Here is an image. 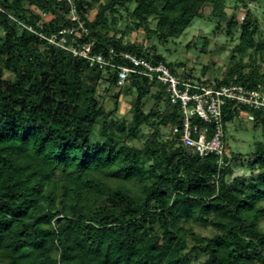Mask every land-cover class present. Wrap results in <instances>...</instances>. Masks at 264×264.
I'll return each mask as SVG.
<instances>
[{"label": "trees", "instance_id": "trees-1", "mask_svg": "<svg viewBox=\"0 0 264 264\" xmlns=\"http://www.w3.org/2000/svg\"><path fill=\"white\" fill-rule=\"evenodd\" d=\"M206 1L218 8L219 0H136L133 15L144 21L160 5V27L168 25L161 37H166L186 27ZM95 2L74 1L88 31L85 38L96 39L95 51L113 47L163 61L181 79L219 85L236 76L244 85L264 84L263 61L248 72L228 70L219 79L183 74L177 69L183 62L106 32V13L124 0L99 4L89 21L85 12ZM69 10L64 0H0V264H264V229L258 224L264 214V144L256 143L251 162L257 175L241 185L237 177L228 181L233 158L219 168L214 155L200 157L183 145L180 109L159 85L138 75L117 85L115 70L90 68L21 28L56 32L76 24ZM43 14L48 20L39 27ZM252 17L247 12L239 24L240 54L264 47L255 38ZM236 25L234 17L227 22L228 29ZM79 66L98 76L106 73L109 84L120 88L115 102L136 94L133 113L139 122L127 127L110 120L98 100L89 97ZM4 70L13 77L4 79ZM151 86L158 87L155 96ZM146 99L153 100L147 110L142 106ZM237 113L232 106L224 108V133ZM249 113L254 127L258 122L264 127L263 112ZM110 124L117 134L127 127L119 149L106 130ZM140 125L151 132L137 147L127 139L140 138ZM160 125L174 128V139L161 141ZM104 171L128 186L110 188L96 177ZM192 223L210 225L214 232L200 237Z\"/></svg>", "mask_w": 264, "mask_h": 264}, {"label": "rangeland", "instance_id": "rangeland-1", "mask_svg": "<svg viewBox=\"0 0 264 264\" xmlns=\"http://www.w3.org/2000/svg\"><path fill=\"white\" fill-rule=\"evenodd\" d=\"M106 2L107 0L95 2L85 12L87 20L91 21L97 13L99 4ZM213 4L212 1L204 2L201 7L199 6L197 16L186 27L176 34L161 37V33L168 30V25L163 26V29L160 27L159 12L161 6L158 5L157 10L146 15V20L143 21L133 15L136 0H124L122 5L115 6V12L106 13V32L121 39L123 43H133L147 49L151 47L167 60L183 62L177 67L178 71L183 74H190L192 78L219 79L228 70H233L236 67L241 68L243 72H248L260 61H263V63L259 69L264 70V47L261 50L257 47L249 48L244 54H240L237 49L240 41L239 24L244 20L247 12L253 14L254 17L251 19L257 23V26H255L256 40L263 41L264 44V0H219L218 8L216 7L218 10L214 8ZM231 17L235 18L237 25L228 29L227 22ZM41 19V22L47 21V15L43 14ZM21 28L25 27L22 25ZM148 29L153 32L148 33ZM96 30H99V28L97 27ZM2 34L3 28L0 23V36ZM78 72L82 74L85 83L90 86L89 97H95L98 100L110 120L124 123L127 127L131 123L139 122L140 118L135 117L133 113L136 94L122 95L115 102L114 94L120 88L109 84L106 73L98 76L86 66H79ZM3 77L9 79L13 77V74L8 70H4ZM157 91V86H151L150 93L153 96L158 94ZM81 95L79 91L76 97ZM151 103H153V100L146 99L142 106L147 110ZM160 104L161 106L164 105L163 102ZM249 114L248 110L238 108L237 115L225 125V149H227L231 159L233 158V162H231L232 174L227 177V180L231 181L233 177H237L240 185L242 179L248 182V179L257 175V170L251 162L255 159V150L258 147L256 143L264 144V127L259 122L254 127V121ZM115 128V124L114 126L110 124L106 130L111 134L112 140L116 143V148L119 149L127 131L125 128L117 134ZM140 128L139 139H131V137L127 139L129 143H133L137 147L143 145L147 134L151 132V128L145 125H140ZM158 135L161 141L174 139L175 129L160 125ZM96 177L112 189L128 186V181L115 175L112 171H104L97 174ZM89 200L92 201V198ZM262 204L264 206V201ZM212 217L218 218L217 216H208V218ZM258 224L260 228L264 229V214L260 216ZM192 227L200 237H207L214 232L210 225L202 226L198 223H192ZM197 241L201 242L202 240L198 239ZM192 243V239L189 238L188 247Z\"/></svg>", "mask_w": 264, "mask_h": 264}, {"label": "built area", "instance_id": "built-area-1", "mask_svg": "<svg viewBox=\"0 0 264 264\" xmlns=\"http://www.w3.org/2000/svg\"><path fill=\"white\" fill-rule=\"evenodd\" d=\"M70 5L69 19L72 24L48 34L36 31L31 25L23 26L53 47L68 51L73 57L84 60L96 70H115L117 85L128 82L138 75L159 85L170 104L178 105L182 121L180 140L200 157L214 155L219 168L228 165L230 154L224 148L223 111L228 105L234 109H246L264 113V84L244 85L236 76L228 83L219 85L194 79H181L163 61L154 62L144 56L109 47L105 52L95 51V38L88 34L84 22L77 14L74 2ZM42 22L37 25L41 27ZM250 118L252 116L249 114ZM197 120V121H196Z\"/></svg>", "mask_w": 264, "mask_h": 264}]
</instances>
